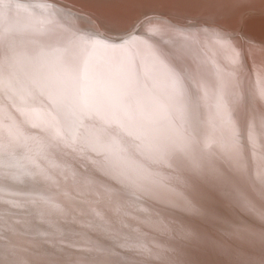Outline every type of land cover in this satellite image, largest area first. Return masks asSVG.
<instances>
[{"label":"bare ground","instance_id":"6f19581e","mask_svg":"<svg viewBox=\"0 0 264 264\" xmlns=\"http://www.w3.org/2000/svg\"><path fill=\"white\" fill-rule=\"evenodd\" d=\"M244 11L264 0H0V170L53 172L88 205L64 223H89L67 248L3 234L1 196L5 261L264 264L263 15L226 30Z\"/></svg>","mask_w":264,"mask_h":264},{"label":"rangeland","instance_id":"374dc122","mask_svg":"<svg viewBox=\"0 0 264 264\" xmlns=\"http://www.w3.org/2000/svg\"><path fill=\"white\" fill-rule=\"evenodd\" d=\"M242 14H249V11H244ZM151 16L152 13L150 14ZM251 16L263 15L264 13H253ZM243 16V15H242ZM191 21H195L194 16H188ZM247 19L252 18L249 22L255 20L249 15ZM202 18V17H201ZM176 20H180L177 16ZM247 19H240L239 29H243ZM198 21V20H197ZM213 26V24H210ZM244 30L243 34H251L250 31ZM233 30V29H231ZM242 35V34H241ZM252 35V34H251ZM242 37V36H241ZM249 63V62H248ZM13 157L12 154H7L6 157ZM1 169V166H0ZM27 170V171H26ZM50 173H41L38 169L30 167L29 164L18 166L10 164L5 171L0 170V197L11 196L14 199L13 212H10V224L4 226L1 231L3 234H8L11 230L16 231L21 229V236L24 240L34 238H42L48 234H54V238L59 242L62 248H67L71 243H76L79 228L89 226L88 217L81 222L76 228H69L67 223H64V218L67 215L68 206L73 210L82 209L86 211L88 205L78 200L74 195L62 188L61 183L50 176ZM88 212V211H87ZM93 212V211H92ZM70 219L77 222L78 218L74 214ZM1 242V240H0ZM70 251V250H69ZM70 255H60L61 264L66 263V258ZM234 262V259L232 260ZM59 264V261L54 257L50 250L43 253H32L28 259L20 264ZM0 264H15L11 261H5L2 251L0 250Z\"/></svg>","mask_w":264,"mask_h":264},{"label":"snow or ice","instance_id":"6c2138e0","mask_svg":"<svg viewBox=\"0 0 264 264\" xmlns=\"http://www.w3.org/2000/svg\"><path fill=\"white\" fill-rule=\"evenodd\" d=\"M5 7H7V5ZM180 239L182 241L197 240L199 239V234L194 229L186 230L182 232ZM161 264H182V262L179 260L167 259V260H162Z\"/></svg>","mask_w":264,"mask_h":264},{"label":"water","instance_id":"95a60500","mask_svg":"<svg viewBox=\"0 0 264 264\" xmlns=\"http://www.w3.org/2000/svg\"><path fill=\"white\" fill-rule=\"evenodd\" d=\"M246 16H248V15H246V14H243V16H242V18L243 19H247V17ZM259 17V16H261V15H255V17ZM251 17H253V16H251ZM256 17V18H257ZM249 18V17H248ZM261 18V17H260ZM221 19H223V18H221ZM214 20V19H213ZM215 21H217V20H215ZM219 22V21H218ZM226 30H228L227 31V33H229V34H231V35H236V37L237 38H239V39H241V40H247V41H249L248 39L250 38V39H252L250 36H249V34L247 35V34H243V32H244V30H246L245 29V27L243 28V29H236L235 31L234 30H230V29H226ZM242 34V35H241ZM242 36V37H241Z\"/></svg>","mask_w":264,"mask_h":264}]
</instances>
